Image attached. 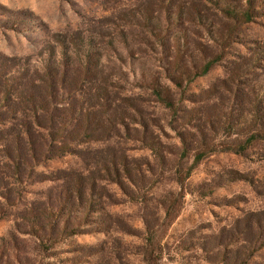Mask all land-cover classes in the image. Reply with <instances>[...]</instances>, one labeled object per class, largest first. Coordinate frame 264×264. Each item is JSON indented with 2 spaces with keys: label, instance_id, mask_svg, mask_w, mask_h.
<instances>
[{
  "label": "rangeland",
  "instance_id": "rangeland-1",
  "mask_svg": "<svg viewBox=\"0 0 264 264\" xmlns=\"http://www.w3.org/2000/svg\"><path fill=\"white\" fill-rule=\"evenodd\" d=\"M217 4L240 12L249 9L251 20L236 24L222 15ZM208 9L218 12L221 20L214 21ZM189 13L203 15L204 21H189ZM179 25L189 39L204 43L236 39L221 62L188 85L183 98L198 95L199 103L194 105L203 107L205 117L222 111L236 116L254 103L264 107V0H0V71L8 78L17 75L22 65L44 68L53 46L59 48L69 39H94L107 72L125 76L130 95L139 99L141 107L176 127L180 120L148 100L149 92L139 85H144L145 73L150 72L146 57L152 55L158 63L167 54L159 48L157 53L149 50L147 56L141 42L147 36L165 39ZM232 77L234 84L229 83ZM218 88L227 97L205 100L208 90ZM184 105L192 104L187 100ZM168 133L176 136L174 130ZM169 142L179 145L177 138ZM127 146L134 149L128 153L141 160L148 179L152 178V185L143 182L137 187L140 198L111 183L112 198L101 204L104 211L98 202L90 203L92 211L82 227L85 233L57 244L53 254L35 250L33 236L17 235L18 244L7 248L6 254L0 248V262L11 255L13 261L28 257L31 264H264V140L242 154L224 151L207 157L182 183L166 179L172 161L167 169L154 167L152 174L148 164L155 163L150 151L138 149V142L132 140ZM193 159L190 152L181 159L182 168L190 167ZM80 165L77 156L68 155L35 167L23 184L20 203L11 205L16 194H10L9 203L2 199L0 238L9 239L29 203L64 184L43 181L50 178L46 175ZM238 175L246 180H235ZM131 190L136 192L130 186ZM168 207L172 216L177 213L170 225L164 223Z\"/></svg>",
  "mask_w": 264,
  "mask_h": 264
},
{
  "label": "trees",
  "instance_id": "trees-1",
  "mask_svg": "<svg viewBox=\"0 0 264 264\" xmlns=\"http://www.w3.org/2000/svg\"><path fill=\"white\" fill-rule=\"evenodd\" d=\"M217 9L236 24L251 20L249 9L240 12L218 4ZM209 10L214 21L221 20L218 12ZM189 14V21H204L203 15ZM177 28L165 39L147 36L141 42L148 49H142L147 56L149 50L157 53L159 48H165L167 54L158 63L152 55L146 57L151 68L143 75L144 85H139L149 92L148 100L180 120L176 127L145 111L139 99L130 95L125 76L107 72L94 39L60 41L59 48L52 47L53 55L45 61L44 68L22 65L17 75L12 73L8 78L0 71V77L6 78L0 81V206L2 199L10 202V194L17 195L12 206L20 203L23 184L35 167L68 155L82 162L80 167L58 170L42 179L64 184L26 206L9 239L0 238L5 254L7 248L18 244L17 235L33 236L35 250L52 253L57 244L85 233L82 227L88 223L90 203L98 202L100 211H104L101 204L112 198L108 189L111 183L117 182L126 194L140 198L137 187L143 182L151 184L152 178L146 176L141 160L128 153L134 150L128 148V140L138 142V149L150 151L155 163L148 164L152 174L154 167L167 169L172 161L165 174L175 183L190 178L203 160L217 152L242 154L264 140L263 106H244L236 116L222 111L205 117L203 107L194 105L199 103L198 95L182 97L188 85L222 61L236 39H208L204 43L203 39H189L182 25ZM235 81L232 77L229 83ZM213 97L227 96L218 88L208 90L205 100ZM187 100L192 105L185 106ZM170 129L176 132L175 137L168 133ZM131 132L136 135L132 137ZM173 138L179 140L177 147L169 142ZM95 144L102 145L92 148ZM190 152L193 163L184 169L181 159ZM234 179L246 180L243 175ZM130 186L136 192H129ZM176 214L172 216L170 207L166 208L164 223H173ZM30 260L17 257L13 261L7 255L0 264H31Z\"/></svg>",
  "mask_w": 264,
  "mask_h": 264
}]
</instances>
